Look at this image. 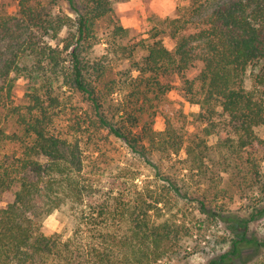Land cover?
Returning a JSON list of instances; mask_svg holds the SVG:
<instances>
[{
    "label": "trees",
    "instance_id": "trees-1",
    "mask_svg": "<svg viewBox=\"0 0 264 264\" xmlns=\"http://www.w3.org/2000/svg\"><path fill=\"white\" fill-rule=\"evenodd\" d=\"M60 1L16 0L15 13L0 9V109L17 114L22 128L9 134L0 128L1 139L19 147L0 165V202L13 194L0 207V264H161L192 229L177 222L179 211L170 213L187 191L163 174L164 160L185 150L179 162L190 174L207 179L227 172L242 177L241 192L264 194V172L253 153L264 148L255 131L264 127V0H190L146 44L132 43L115 18L114 1L126 0H66L71 15L54 10ZM102 45L104 52L96 53ZM196 66V76L187 77ZM176 76L186 99L200 107L201 135L185 139L169 121L162 130L154 126L173 87L168 79ZM21 77L33 85L29 110L36 113L29 117L11 105ZM57 82L88 107L69 130L53 116ZM211 133L217 142L209 145ZM109 138L136 161L110 156ZM140 165L165 183H139ZM200 205L216 216L205 201ZM57 210L72 220L68 233L45 230L44 220ZM249 220L234 221L231 249L209 264L259 245L246 237Z\"/></svg>",
    "mask_w": 264,
    "mask_h": 264
},
{
    "label": "rangeland",
    "instance_id": "rangeland-1",
    "mask_svg": "<svg viewBox=\"0 0 264 264\" xmlns=\"http://www.w3.org/2000/svg\"><path fill=\"white\" fill-rule=\"evenodd\" d=\"M229 1V0H220ZM56 7V11H64L71 15L70 6L66 0H61ZM190 0H126L114 1L115 18L129 30V37L133 43L146 44L152 41L151 34L156 28H164L162 23L165 17H175L180 14ZM4 5V6H1ZM5 8L9 13L17 11L16 0H0V9ZM105 28L101 31L103 32ZM66 31L61 33L65 36ZM162 37L166 45L173 47V41L165 36ZM140 48V47H139ZM142 49V48H141ZM104 52V45L97 46L96 53ZM145 51L139 52V55ZM199 71V66L190 69L187 77L194 78ZM173 85L171 91L166 95L165 101L160 103L155 116V128L162 130L165 122L169 121L181 132L185 139L206 131V124L198 120L200 107L190 103L181 90L182 81L178 76L168 79ZM60 82L54 86V95L59 97V106L54 109L53 116L60 123L61 130H69L72 119L75 115L81 114L85 109L88 110L85 100L69 88H59ZM252 87V84L249 85ZM33 85L24 77L16 81L11 105L18 106L20 111L29 117L36 113L30 112L29 106L32 105L31 93ZM41 93H43L41 91ZM18 115L9 114L6 108L0 109V128L6 133H21L22 128L17 122ZM213 131V130H212ZM256 134L264 140V127H257ZM106 133H103L105 137ZM209 145L217 142L215 133L207 137ZM106 147L110 149L108 154L112 157H119L122 161H136L128 152L125 146L119 141L109 138L106 140ZM18 144L0 137V165L13 159L18 152ZM256 160L260 163V168L264 172V148L258 147L253 151ZM214 158L215 155L213 154ZM186 158L185 150L179 155H173L170 160H164L163 174L177 178L183 186V191H187V196L177 199V203L172 202L171 212L179 211L177 216L178 223H185L186 227H191V233L183 238V245L177 253H173L169 258L161 261V264H209L212 260L219 258L231 249L232 240L235 238L233 225L235 220H248V231L246 237L257 239L259 245H244L241 255L230 262L222 264H262L264 263V194L258 189L252 188L248 192H241L237 183L242 177L235 178L230 173H221L219 176H209L207 179L196 176L195 172L190 174L188 169H182L183 163L179 160ZM223 166L216 167L215 171ZM142 173L139 183L152 181L155 187H161L164 179L157 176L153 170L145 165H140ZM247 185H243L246 187ZM224 189L225 191L221 192ZM199 197V202L195 200ZM13 200V194L6 192L3 194L0 207H4ZM201 200L205 201L208 209L215 211L216 216H208L201 211ZM179 208V209H178ZM263 211L262 215L259 212ZM168 213V210H167ZM155 214V213H154ZM167 215V214H166ZM168 216V215H167ZM252 216H255L251 219ZM156 219V216H153ZM72 220L67 212L54 211L44 220V227L47 232L68 233L72 228Z\"/></svg>",
    "mask_w": 264,
    "mask_h": 264
}]
</instances>
